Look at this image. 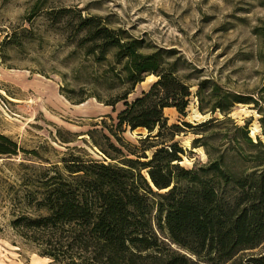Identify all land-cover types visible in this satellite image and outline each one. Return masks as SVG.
I'll return each mask as SVG.
<instances>
[{"label": "trees", "instance_id": "trees-1", "mask_svg": "<svg viewBox=\"0 0 264 264\" xmlns=\"http://www.w3.org/2000/svg\"><path fill=\"white\" fill-rule=\"evenodd\" d=\"M80 22L92 51L99 50L98 61L111 54L119 65L107 79L113 97L96 98L110 106L124 101L125 108L116 118L106 116L111 124L103 119L85 133L103 159L67 146L61 164L33 165L24 173L12 227L35 243L49 264H264V160L250 172L228 169L223 155L191 169L182 166L186 150L178 142L166 144L180 127L170 125L164 113L174 107L184 114L190 104L192 91L177 63L166 61L163 49L144 51L141 39L97 17L81 15ZM14 36L7 33L2 42V58ZM149 75L158 79L130 101L129 94ZM208 83L198 81L199 95ZM221 89L212 83L214 94ZM61 93L77 104L85 101L65 89ZM224 95L225 103L218 101L213 112L247 100L258 103L248 95ZM128 128L148 133L133 143L124 136ZM244 132L253 145L259 143ZM58 136L65 143L76 141L61 129ZM20 151L40 156L0 132V156Z\"/></svg>", "mask_w": 264, "mask_h": 264}, {"label": "rangeland", "instance_id": "rangeland-1", "mask_svg": "<svg viewBox=\"0 0 264 264\" xmlns=\"http://www.w3.org/2000/svg\"><path fill=\"white\" fill-rule=\"evenodd\" d=\"M81 15L141 39L146 52L163 49L166 61L177 63L178 75L192 91L190 104L184 114L174 107L164 113L170 125L180 127L166 144L178 142L186 150L182 166L191 169L223 155L228 169L250 172L264 160V0H0V47L7 33L16 34L3 58L0 52V132L22 149L40 153L0 156V264L51 262L12 227L20 181L33 165L61 164L67 146L84 147L103 159L85 133L103 119L111 124L106 116L116 118L125 108L124 101L110 106L95 96L113 97L107 79L115 77L119 65L111 54L98 61L99 50L93 52L83 37ZM157 79L147 76L128 99L142 96ZM203 79L209 83L199 95L197 83ZM213 82L222 87L215 94ZM61 89L85 101H70ZM226 92L258 103L247 100L213 112L218 101L225 103ZM58 129L76 141H61ZM245 129L258 144L248 141ZM147 133L128 128L124 136L138 143Z\"/></svg>", "mask_w": 264, "mask_h": 264}, {"label": "water", "instance_id": "water-1", "mask_svg": "<svg viewBox=\"0 0 264 264\" xmlns=\"http://www.w3.org/2000/svg\"><path fill=\"white\" fill-rule=\"evenodd\" d=\"M83 103V102H82Z\"/></svg>", "mask_w": 264, "mask_h": 264}]
</instances>
